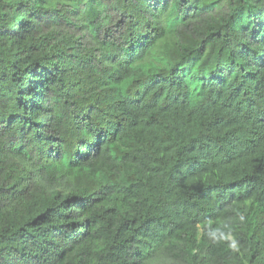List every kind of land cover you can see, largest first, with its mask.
I'll return each instance as SVG.
<instances>
[{
    "label": "trees",
    "instance_id": "1",
    "mask_svg": "<svg viewBox=\"0 0 264 264\" xmlns=\"http://www.w3.org/2000/svg\"><path fill=\"white\" fill-rule=\"evenodd\" d=\"M0 264H264V0H0Z\"/></svg>",
    "mask_w": 264,
    "mask_h": 264
}]
</instances>
